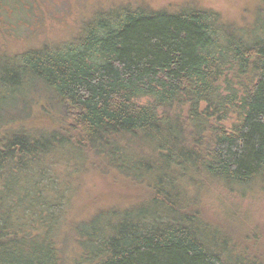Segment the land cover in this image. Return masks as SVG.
I'll use <instances>...</instances> for the list:
<instances>
[{"label":"trees","instance_id":"trees-1","mask_svg":"<svg viewBox=\"0 0 264 264\" xmlns=\"http://www.w3.org/2000/svg\"><path fill=\"white\" fill-rule=\"evenodd\" d=\"M220 18L127 3L75 45L0 55V264H264V225L225 231L194 202L207 183L264 190V15ZM91 168L138 196L79 221L70 181Z\"/></svg>","mask_w":264,"mask_h":264},{"label":"rangeland","instance_id":"rangeland-1","mask_svg":"<svg viewBox=\"0 0 264 264\" xmlns=\"http://www.w3.org/2000/svg\"><path fill=\"white\" fill-rule=\"evenodd\" d=\"M127 3L151 9H211L220 13V19L244 27L251 24L257 8L264 15V0H0V55H12L47 44L65 46L66 41L75 45L82 36L83 22L94 12ZM45 102L44 97H38L33 104L31 115L38 125L50 124V117L39 107ZM143 164L150 165L149 162ZM206 186L200 188L194 201L203 219L225 231L229 227L243 233L261 230L264 225L262 188L253 185L242 190H228L217 183ZM72 191L75 198L73 214L79 221L87 220L105 208H124L138 196L130 182L120 174L95 168L81 174L78 184L72 179L69 193ZM67 238L68 235L63 233L64 242ZM62 249L70 261L81 254L74 239L66 242Z\"/></svg>","mask_w":264,"mask_h":264}]
</instances>
